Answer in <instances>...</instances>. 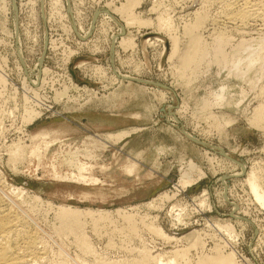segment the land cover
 Returning a JSON list of instances; mask_svg holds the SVG:
<instances>
[{
  "label": "rangeland",
  "instance_id": "374dc122",
  "mask_svg": "<svg viewBox=\"0 0 264 264\" xmlns=\"http://www.w3.org/2000/svg\"><path fill=\"white\" fill-rule=\"evenodd\" d=\"M127 1L0 0L7 79L0 84V194L40 226L51 261L63 253L67 264L133 263L145 248L180 264L218 250L237 264H264V206L245 180L256 169L264 190V127L251 123L264 103V49L252 51L264 43V20H235L242 0H136L132 15L152 24L129 27L116 10ZM113 17L133 47L118 46L124 32L117 34ZM161 17L171 31L158 27ZM171 36L178 43L173 57ZM195 38L206 46L204 60L184 69L182 55L195 51ZM27 110L39 114L26 119ZM109 113L114 130L86 124ZM110 133L109 143L98 141ZM12 143L25 151L13 163L5 150ZM82 161L90 165L83 175L96 183L53 176V165L63 176L78 173L73 163ZM156 173L166 179L154 187ZM54 204L106 211L83 225L95 255L81 251L71 234L55 233ZM215 223H229L232 236Z\"/></svg>",
  "mask_w": 264,
  "mask_h": 264
},
{
  "label": "bare ground",
  "instance_id": "6f19581e",
  "mask_svg": "<svg viewBox=\"0 0 264 264\" xmlns=\"http://www.w3.org/2000/svg\"><path fill=\"white\" fill-rule=\"evenodd\" d=\"M228 1H229V3L227 5L233 6L232 5L233 3L230 4V0H228ZM239 1H241V0H239ZM239 1H237V3ZM221 2H225V1L222 0ZM136 3H137L136 0H128L126 4L122 5L118 9H116L117 13L119 14V16L121 18V20L123 22H125L126 26H129V27L138 26L139 24H152L151 22H148V21H145V20H140V19H138V18H136V17H134L132 15V9H133L132 6L136 5ZM225 3H227V2H225ZM225 3L223 4L224 6H225ZM234 3H235V1H234ZM261 5H262L261 4V0H242V3L239 5L238 9L237 10H236V8L234 9V10H236L234 15H232L234 10L231 9V7H229V6L228 7L233 11V12H230V13H231L232 17L235 18V20L237 18V19H239V21H242V23L244 22L246 24L247 22H251V21H257V20H260V19L264 20V10H263V8H261ZM228 9L226 8V10H228ZM196 11L197 10L195 9L194 12L196 13ZM228 14H229V12H228ZM229 16H228V18H229ZM113 19H114V21L117 24H119V27H120V32H118L117 34H122L124 32L123 35L120 36V40L118 42V46L121 47L123 50H126L129 47H133L134 44H132V42L129 40L128 37L124 36L125 29H124L123 24L120 21H118V20L116 21V19L114 17H113ZM157 22L159 23V26L157 24V26L159 28L160 27L162 29L163 28H167V31L171 29V25L169 23V18L161 17V18L158 19ZM211 30H212V28H211ZM171 37H173V36H171ZM173 38L174 39H171V41H170L171 42L170 43L171 51H170L169 57H171L172 55L176 54L177 51H178L177 50L178 49V47H177L178 43L176 41L177 39L175 37H173ZM154 39L157 40V41L161 40L158 37H156ZM149 40L150 39H148V41ZM115 42H117V40H115ZM190 42H191L192 46L195 47V51L194 52H190V53H186V54L184 53L182 55V57H183V61L182 62H183L184 65L182 64L183 66H181V67H183L184 69L186 68L185 66H187V65L189 67V63H190V68H191L192 63L198 62V61L201 62V60H204L203 58H204V55L206 54V49H205L206 46L204 48V45H203V43H202V41L200 39L195 38V39H192ZM259 43H257L259 45L258 46L256 45L257 47L255 49H253L254 47L250 46L253 50L250 49L248 45L247 46H248V48L250 50H252V51H254L256 53V51H260V50L264 49V43H261V42H259ZM247 46L245 47V49H248ZM94 47H95V45H94ZM96 50H98V48ZM218 50H221V49H218ZM250 50H249V53H254L252 51L250 52ZM247 59H248L247 60L248 63H247L246 66L249 67V66H251L250 63L254 59L250 55H249V57ZM239 60H238V58L235 61L233 60V63H232V67L233 68H237L238 65H240L241 60L240 61ZM205 61H207V60H205ZM199 66H201V65H199ZM227 66H228V64H227ZM193 69H196V68H193ZM94 70L96 71V69H94ZM100 71L102 72V70H100ZM121 76L123 78H125V77L126 78H131V77H128L126 75H121ZM6 83H7V79L4 78V76L2 75V71L0 70V84L1 85H5ZM223 87L222 88L220 87L221 89L217 92V95L215 96V99L217 100V104L220 103L224 99ZM216 100L214 102L215 104H216ZM210 103H211V101H210ZM38 114H39L38 112H35L33 110H31V111L27 110L25 116H26V119H30V118H33V117L37 116ZM215 118H217V117L215 116ZM251 123H254V124L259 125V126L262 124V126L264 127V103L258 105L254 109L253 120H252ZM112 136H114L113 133L107 134V135H105V137H103V136L102 137L95 136V137H98V141L100 140V142L103 141L104 143L105 142L109 143L108 139H110V137H112ZM90 144L91 145L89 147H91L92 145H95L92 141L90 142ZM5 150H7L6 151L8 153L7 155H9V157L7 159L12 161V163H13V161H16V158H20L21 159V157L25 153V151L22 148V145L18 144V143H12L11 145L7 146V148ZM35 150H36V148L35 149L33 148L31 150V152H32L31 154H33L35 152ZM87 150H86L87 155H89L90 153ZM37 153H36V155H37ZM73 157H74V155H73ZM77 160H79V159H77ZM72 162H74V160L72 161V159H70V163L69 164H71ZM83 162H85V161H82V164H80V162H79V164L78 163H73V165L77 167L78 173H70V174H67V175L65 174L63 176H61L58 172H56V171H58L57 170L58 168L56 167V164H55V165H53L55 170H54V168H52L53 176L56 177V178H60V179H63V178H66V179L75 178V181L76 180L79 181V179H81L84 182H86L88 180H91V181H93V183H96V181L93 179L94 177H91L90 179H87L86 176L83 175L84 172L82 170L87 172V168L89 169V167H90V165H88L89 163L85 164ZM189 166H190L191 170L194 167V165L192 163H189ZM131 168L132 167L130 166L129 168H126V169L130 170ZM242 168H244V167H242ZM14 169H15V166H14ZM255 170L253 168V170H251L249 173H247L248 175H246L247 177H246L245 180H246V183L249 184L251 192L254 195V197L256 198V200L258 201V203L260 202L264 206V190H263V188L261 187V185L259 183V179L260 178H258L257 172ZM86 183H88V182H86ZM183 183L185 185L189 184L188 180L183 181ZM10 190L12 192L16 191V192H21V193H23L25 191L23 189V187H15V186H11ZM204 196H205V194H204ZM204 196H202V197H204ZM205 198L204 199L201 198V201L198 204L203 206L205 204ZM33 199L37 200L38 202H41V203L43 202L38 195H35L33 197ZM47 203L49 204V206L51 205V203H49V202H47ZM39 205H40V203H39ZM178 207H176V208H178ZM171 209L173 210L174 207H172ZM48 210H52V209H48ZM54 210H55L54 213H53L54 216H55L54 218L56 219L55 221H57L56 222L57 226H56V228L54 230L55 233L57 235L71 234L73 236V238H75V242H76L78 248L81 251H83L85 253H91V252L93 253L92 246L88 242L89 240H88L87 236L84 233L83 225L86 222H90V223H92V225H93L94 222H98V219H96L95 216L103 215V214L106 213V211L100 210V209H98L96 211H92L91 209H79L77 207H72V206H68V205H64V204L55 205ZM179 210H181L180 207H179ZM237 217H235V218H237ZM31 219L32 218L30 217L29 213H27L24 210H20V208L16 205V203H15V201L13 199H11L9 197H5L4 195L0 194V264H67L68 260L65 258V256L63 257V255H62L63 253L62 252H61L62 254H59L60 257L56 256V258H58L57 260L56 259L55 260L52 259L53 261H51V259L49 258V255H50L49 251L50 250L47 248V245H46L47 242L46 243L44 242V240H43L44 238L41 237V234H40V231H39V228H38L40 226L37 227L38 224H36ZM101 221H105V220H101ZM126 221L128 223H130L131 222V218L128 216L126 218ZM215 224H216L215 225L216 228L219 231H223V233L225 232V233H227V235L232 236L233 230L230 227L229 223H226V224L215 223ZM94 225H97V224H94ZM84 227H85V225H84ZM154 231H156L157 233H161L162 232L160 229H154ZM55 233H52V234H55ZM229 236H228V238H229ZM139 252H141V255L139 256V259L138 260H137V258L133 259V263H129L131 260H129L127 262L126 261L127 259L126 260L125 259H123V260H119L118 259L117 261H116V259H115V261H113V260L109 261L108 260V262L107 261L102 262L100 259H98V260L100 261L99 264H180L178 261H176L175 256H169L168 258L164 259V257L161 256V254L152 255L150 253V251H148L145 248H143ZM59 253H60V251H59ZM176 256L178 257L177 254H176ZM103 261H104V259H103ZM195 264H237V263L234 261L233 254L231 252L223 253L222 251L218 250V251H216L214 253V255L213 254L210 255V256L202 255L201 257H198V259L195 261Z\"/></svg>",
  "mask_w": 264,
  "mask_h": 264
},
{
  "label": "crops",
  "instance_id": "0c3cea01",
  "mask_svg": "<svg viewBox=\"0 0 264 264\" xmlns=\"http://www.w3.org/2000/svg\"><path fill=\"white\" fill-rule=\"evenodd\" d=\"M115 115L112 114V113H109L108 115L106 114V116L103 118V117H97V119H93V118H89L90 120L88 119H85L86 120V124H92L94 125V127L96 129H99V130H114L116 128V126L110 121L113 119ZM91 126V125H90ZM155 178H160L159 181L156 180V182H153L152 185H154V187L158 186L159 183L166 179V177L161 173H156L155 174ZM141 184V183H140ZM158 189H156V191H150L149 193L150 194H155L157 192Z\"/></svg>",
  "mask_w": 264,
  "mask_h": 264
}]
</instances>
